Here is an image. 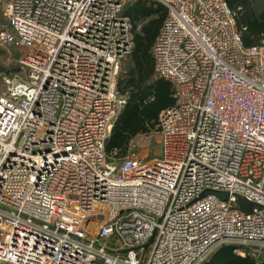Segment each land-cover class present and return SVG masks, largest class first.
Masks as SVG:
<instances>
[{
    "label": "built area",
    "instance_id": "1",
    "mask_svg": "<svg viewBox=\"0 0 264 264\" xmlns=\"http://www.w3.org/2000/svg\"><path fill=\"white\" fill-rule=\"evenodd\" d=\"M132 1L9 0L0 45L25 75L0 91V264H199L222 244L264 257V42L243 44L226 0H157L154 74L175 101L158 153L118 161L105 142Z\"/></svg>",
    "mask_w": 264,
    "mask_h": 264
},
{
    "label": "trees",
    "instance_id": "2",
    "mask_svg": "<svg viewBox=\"0 0 264 264\" xmlns=\"http://www.w3.org/2000/svg\"><path fill=\"white\" fill-rule=\"evenodd\" d=\"M226 2L237 10L236 24L243 44L252 46L264 42V0ZM166 12V7L157 0H133L123 9L133 24V46L123 60L117 80L125 103L105 142L107 154H114L118 161L130 153V144L137 136L156 131L159 112L175 101L171 82L154 74L152 46ZM1 72H7V68L2 67ZM234 248L232 244H222L199 264H264V257L239 256Z\"/></svg>",
    "mask_w": 264,
    "mask_h": 264
},
{
    "label": "rangeland",
    "instance_id": "3",
    "mask_svg": "<svg viewBox=\"0 0 264 264\" xmlns=\"http://www.w3.org/2000/svg\"><path fill=\"white\" fill-rule=\"evenodd\" d=\"M8 5L9 0H0V29L6 24ZM19 57V51L13 46L0 45V69L2 67L7 68V72L0 73V91L4 89L3 76L16 77L18 75L24 77L25 71L19 65ZM123 64L122 62L121 65L123 66ZM130 147V155L147 156L149 158L157 154L159 151V139L156 131L149 135L137 136L130 144Z\"/></svg>",
    "mask_w": 264,
    "mask_h": 264
},
{
    "label": "water",
    "instance_id": "4",
    "mask_svg": "<svg viewBox=\"0 0 264 264\" xmlns=\"http://www.w3.org/2000/svg\"><path fill=\"white\" fill-rule=\"evenodd\" d=\"M207 193H212V194H214L220 198H224L226 195L225 192L206 189L200 194V196L207 194ZM237 205H238L239 210L244 212V213H249L252 211V209L259 207V204L255 203L253 201H250V200H248L245 197L240 196V195H237ZM151 240H152V237L148 240L147 243H145L143 245V248H146L147 245L151 242Z\"/></svg>",
    "mask_w": 264,
    "mask_h": 264
}]
</instances>
